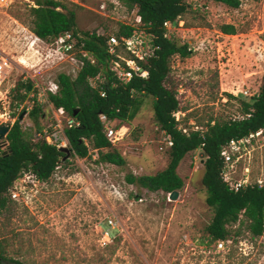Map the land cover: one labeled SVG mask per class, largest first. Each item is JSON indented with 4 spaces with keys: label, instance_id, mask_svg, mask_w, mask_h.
<instances>
[{
    "label": "rangeland",
    "instance_id": "1",
    "mask_svg": "<svg viewBox=\"0 0 264 264\" xmlns=\"http://www.w3.org/2000/svg\"><path fill=\"white\" fill-rule=\"evenodd\" d=\"M33 1L15 0L0 11V54L13 60L9 83L14 87L28 81L46 87L56 82L61 69L57 61L45 60L40 44L34 43L26 9ZM55 1L75 13L80 35L115 36L121 25L135 24L137 16L136 8L120 0ZM240 2L233 10L210 0H189L191 8L168 33L191 49L189 58L170 60L168 83L177 89L180 129L203 132L211 119L238 118L240 101L258 94L264 75V0ZM222 25L234 26L237 34L223 35ZM18 61L23 63L18 65ZM101 77L90 84L96 87ZM225 94L234 99L228 101ZM16 104H10L3 118L0 106V125L6 118L23 116L22 130L37 140L25 110L28 103ZM43 113L40 124L49 130L53 119ZM112 126L116 130L126 127L123 140L113 146L125 166L97 164L92 152L83 160L64 161L46 183L29 182V173L15 182L21 199H11L9 209L0 213L5 256L23 264H264V235L253 238L244 227L234 226L223 248L207 243L204 229L212 210L205 203L201 183L205 158L200 150L185 156L177 168L184 185L175 201L162 192L150 193L126 183L129 174L154 175L168 164V139L154 121L152 99H143L133 121ZM0 149H6L1 141ZM246 170L251 183H264V131L245 143L242 157L234 164L232 181L244 178ZM105 233L111 242L103 247L100 240Z\"/></svg>",
    "mask_w": 264,
    "mask_h": 264
},
{
    "label": "trees",
    "instance_id": "2",
    "mask_svg": "<svg viewBox=\"0 0 264 264\" xmlns=\"http://www.w3.org/2000/svg\"><path fill=\"white\" fill-rule=\"evenodd\" d=\"M120 1L128 8H137L136 15L140 17L145 33L151 36V44L157 48L153 57L139 63L140 67L148 72V78H133L127 84L120 83L107 69L108 36H97L96 32L82 34V49L93 58L95 64L92 65L84 59V66L75 78L59 74L56 78L59 91L56 95L48 96V101L54 108H63L77 123L73 128L64 131L72 152L70 159L83 160L95 152L97 164L125 166V159L105 137L99 116L104 115L115 123H130L139 113L143 99L150 98L154 121L172 143L168 150V164L163 171L154 175L136 177L129 174L125 177L126 183L150 193L162 192L169 195L179 191L184 185L177 174L180 162L188 154L200 150L205 158L201 183L206 192L205 203L212 210L211 220L204 229L207 243L230 241L231 229L236 225L244 227L253 238L262 237L264 183L262 187L247 186L238 192L230 190L221 177L223 160L220 153L230 140L249 138L264 131V75L258 94L249 101H240V116H244V119H211L203 132L180 129L179 122L173 116L180 111L177 89L168 83L170 60L173 57L189 58L191 49L187 44H180L166 36L168 31L164 28V23L169 22L176 27L178 20L191 8L187 4L189 0ZM210 1L233 10H237L241 5L240 0ZM33 2L32 6L26 5V9L31 17L32 32L36 37L48 41L66 32L78 34L76 15L73 11L55 0ZM132 31L131 27L121 25L115 37L119 40L129 37ZM220 32L234 36L237 29L232 25H222ZM262 41L264 42V33ZM99 76H102V83L92 87L90 80ZM29 85H32L30 81L18 82L15 85L11 91V105L29 103L28 95L32 91L28 89ZM225 96L228 101L234 99L230 94ZM27 116L35 131L42 132L44 128L40 120L45 118L43 107L35 104ZM22 119L18 115L5 138L1 140L6 149H0V213L9 209L10 190L21 175L31 173L39 182L46 183L63 163L65 156L45 141L33 140L30 133L22 130ZM21 169L22 174L19 175ZM0 264L23 263L5 256L4 247L0 242Z\"/></svg>",
    "mask_w": 264,
    "mask_h": 264
},
{
    "label": "built area",
    "instance_id": "3",
    "mask_svg": "<svg viewBox=\"0 0 264 264\" xmlns=\"http://www.w3.org/2000/svg\"><path fill=\"white\" fill-rule=\"evenodd\" d=\"M14 1L15 0H0V11L7 9ZM129 27L133 29L132 34L129 37H122L119 40L115 36H108L106 43V53L109 57L107 60V69L122 84L129 83L133 78L146 80L148 78V72L143 70L139 63L146 62V60L153 57L154 52L157 49L151 44V36L145 33L139 16H136L135 24ZM172 27L171 23H164V28L168 31V33L171 31ZM96 35L101 36L103 34L96 32ZM166 36H168V34ZM34 38V43L38 42L40 44L39 47L42 52L41 56H44L45 60L52 59V61H57L58 66H61L59 74L75 78L84 66V59L89 61L92 65L95 64L93 58L82 49L83 43H81L80 40L83 39V36L80 34L66 32L48 41L42 40L36 36ZM147 38V42L149 44L145 41ZM36 53L40 54L38 50ZM16 63L19 65L23 62L18 61ZM65 64L68 66L64 67L63 65ZM12 69L13 60L0 54V106L4 110L2 118L8 115L11 104L10 89L14 86L10 85L9 80ZM93 80H90V82ZM31 90L33 93L30 96L28 107L25 109L26 113H29L32 107L36 104L38 106H42L43 110L48 112L53 119V126L49 130L43 129L42 132L37 133V140L41 139L45 141L46 144L54 146L57 149L61 147H68V141L65 137L64 131L73 128L77 125V123L73 118L69 117L65 113L63 108H54L48 101L49 94L56 95L58 93V84L56 82H50L48 86L42 87L35 83L34 86H31ZM237 93L248 95L246 92L242 91ZM233 95L237 97L238 94ZM101 96L104 97V94ZM250 97L253 98L254 96L250 95ZM173 116L176 121H178L176 113ZM241 119H244V116H240L233 120ZM14 121L15 119L6 118L2 120L1 124L11 126ZM99 121L103 125V133L105 137L108 142L112 144V146H115L123 140L126 134V127L121 126L116 130L115 126H112L114 122L108 120L104 115L99 116ZM183 132L186 131L183 130ZM251 137L252 136L240 140H230L223 146L220 153L223 160L221 177L229 186L230 190L234 192H238L240 189L247 186H263V182L260 180L256 183H251L249 181L248 170H246L244 178L240 180L232 181L231 178L234 164L242 157V152L245 150V143H248ZM167 139L170 148L172 143L169 137H167ZM26 179L28 181L30 180L29 182H32L33 184L41 183L31 173H29L28 177L26 176ZM10 197L13 201H19L21 199L19 193L17 192V188L14 186L10 190ZM109 224H112V222L109 221ZM110 242L111 236L105 233L100 240L101 245L104 247L110 244ZM215 245L220 249L223 248L224 242H216Z\"/></svg>",
    "mask_w": 264,
    "mask_h": 264
},
{
    "label": "water",
    "instance_id": "4",
    "mask_svg": "<svg viewBox=\"0 0 264 264\" xmlns=\"http://www.w3.org/2000/svg\"><path fill=\"white\" fill-rule=\"evenodd\" d=\"M28 89L30 90L31 89V85L28 86ZM23 116L20 117V119H22ZM10 130V126L8 125H0V141L5 138L6 134L9 132ZM58 151L62 154H64V158H63V162L66 161L67 159L70 158L72 152L70 150V148L68 147H61L58 149ZM22 174V169L19 171V175ZM178 191H174L172 192L171 194H169V200L170 201H175L177 198H178Z\"/></svg>",
    "mask_w": 264,
    "mask_h": 264
}]
</instances>
